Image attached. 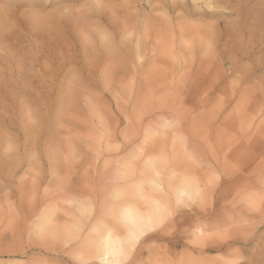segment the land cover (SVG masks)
<instances>
[{
	"label": "rangeland",
	"instance_id": "obj_1",
	"mask_svg": "<svg viewBox=\"0 0 264 264\" xmlns=\"http://www.w3.org/2000/svg\"><path fill=\"white\" fill-rule=\"evenodd\" d=\"M126 204V264H264V0H0V264H105Z\"/></svg>",
	"mask_w": 264,
	"mask_h": 264
},
{
	"label": "snow or ice",
	"instance_id": "obj_2",
	"mask_svg": "<svg viewBox=\"0 0 264 264\" xmlns=\"http://www.w3.org/2000/svg\"><path fill=\"white\" fill-rule=\"evenodd\" d=\"M177 203H182V201L178 199ZM132 223L133 226L129 230V237L124 243L116 246L109 243L102 247V257L106 256L111 258L107 259L105 264H126L128 256L131 253V249L135 246L136 241L141 235H143L144 231L152 226L153 222L146 220L143 223H137L135 221ZM231 264H240L239 258L231 261Z\"/></svg>",
	"mask_w": 264,
	"mask_h": 264
},
{
	"label": "bare ground",
	"instance_id": "obj_3",
	"mask_svg": "<svg viewBox=\"0 0 264 264\" xmlns=\"http://www.w3.org/2000/svg\"><path fill=\"white\" fill-rule=\"evenodd\" d=\"M193 16V15H192ZM172 42H173V40H172ZM171 45V44H170ZM145 194V193H144ZM147 195V194H146ZM143 196V195H142ZM148 196V195H147ZM151 196V195H150ZM142 198H144V197H142ZM150 198V197H149ZM155 198V197H154ZM151 199V198H150ZM152 200H153V196H152ZM152 200H150V201H152ZM156 200V199H155ZM156 204V203H155ZM156 205H158V203L156 204ZM154 206L153 207V209H148L147 208V210H141L137 205H134V204H126L125 205V207H124V209L125 210H127V211H129L130 213H132L134 216H136V219H137V217L139 218V220L141 219V220H143V221H146V220H150V221H152L153 219H154V217H155V215L157 214V210L159 209V207L158 206ZM142 223V222H141ZM155 225V224H154ZM116 233V232H115ZM128 233V232H127ZM123 238V237H122ZM118 239V238H117ZM116 241V238L115 237H113L112 235H110V234H106L105 235V237H104V243H103V245H102V247L104 246V245H107V244H113L114 242ZM124 241V240H123ZM122 242V241H121ZM120 242V243H121ZM101 247V248H102ZM100 251V250H99ZM99 251H98V253H99ZM99 257H101L100 259L103 261V262H105L107 259H108V257H106V256H104V257H102V256H99ZM98 258V257H97Z\"/></svg>",
	"mask_w": 264,
	"mask_h": 264
}]
</instances>
